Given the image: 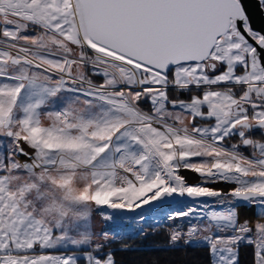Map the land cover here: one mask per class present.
<instances>
[{
  "label": "snow or ice",
  "instance_id": "snow-or-ice-1",
  "mask_svg": "<svg viewBox=\"0 0 264 264\" xmlns=\"http://www.w3.org/2000/svg\"><path fill=\"white\" fill-rule=\"evenodd\" d=\"M162 228L264 264V27L244 0H0V264H121Z\"/></svg>",
  "mask_w": 264,
  "mask_h": 264
},
{
  "label": "trees",
  "instance_id": "trees-1",
  "mask_svg": "<svg viewBox=\"0 0 264 264\" xmlns=\"http://www.w3.org/2000/svg\"><path fill=\"white\" fill-rule=\"evenodd\" d=\"M160 231H165L163 228ZM166 241L165 234H157L134 243L138 247L137 251L117 252V260L121 264H137L145 259H160L167 261L175 258L178 261H185L186 264H207L206 250L203 248H181L175 252H167L158 249L157 245H162Z\"/></svg>",
  "mask_w": 264,
  "mask_h": 264
},
{
  "label": "water",
  "instance_id": "water-1",
  "mask_svg": "<svg viewBox=\"0 0 264 264\" xmlns=\"http://www.w3.org/2000/svg\"><path fill=\"white\" fill-rule=\"evenodd\" d=\"M245 6L248 10V14L251 17L253 25L256 28L264 27V14L257 5V0H244ZM179 205H173V207H178ZM168 208H165L164 211H168ZM135 213H130L128 218L135 216ZM159 215V214H157Z\"/></svg>",
  "mask_w": 264,
  "mask_h": 264
},
{
  "label": "rangeland",
  "instance_id": "rangeland-1",
  "mask_svg": "<svg viewBox=\"0 0 264 264\" xmlns=\"http://www.w3.org/2000/svg\"><path fill=\"white\" fill-rule=\"evenodd\" d=\"M186 175H189V177H192V178H193V175H192V174H188V173H186ZM191 175H192V176H191ZM216 187H223V185H216ZM105 211H108V210L105 209ZM114 215L117 216L118 218H120V217L125 218V216H123L122 213H120V212H116V213H114ZM93 221H94L95 227H96L97 229H100V228H103V227L106 226V225H105V222H104L103 219L101 218L99 212H96V213L94 214ZM178 222H179V221H178ZM158 234H165V231H159ZM156 235H157V234H156ZM152 236H154V235L150 234L148 237H152ZM148 237H147V238H148ZM139 241H141V239H139V238H135V239H133L131 242L134 244V243L139 242Z\"/></svg>",
  "mask_w": 264,
  "mask_h": 264
},
{
  "label": "bare ground",
  "instance_id": "bare-ground-1",
  "mask_svg": "<svg viewBox=\"0 0 264 264\" xmlns=\"http://www.w3.org/2000/svg\"><path fill=\"white\" fill-rule=\"evenodd\" d=\"M193 175V174H192ZM191 175V176H192ZM195 180V177H194V175H193V178L192 177H190V182H193ZM108 211H110V210H108ZM120 213H122V215L123 216H125V218H128V215L131 213V212H127V211H119Z\"/></svg>",
  "mask_w": 264,
  "mask_h": 264
},
{
  "label": "flooded vegetation",
  "instance_id": "flooded-vegetation-1",
  "mask_svg": "<svg viewBox=\"0 0 264 264\" xmlns=\"http://www.w3.org/2000/svg\"><path fill=\"white\" fill-rule=\"evenodd\" d=\"M263 14H264V12H263Z\"/></svg>",
  "mask_w": 264,
  "mask_h": 264
}]
</instances>
